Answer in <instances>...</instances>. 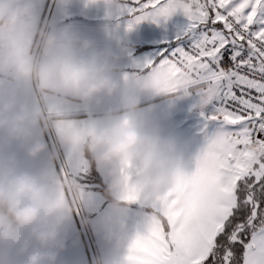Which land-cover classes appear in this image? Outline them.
<instances>
[{"label":"crops","instance_id":"0c3cea01","mask_svg":"<svg viewBox=\"0 0 264 264\" xmlns=\"http://www.w3.org/2000/svg\"><path fill=\"white\" fill-rule=\"evenodd\" d=\"M2 5L20 11L14 28L0 27V185L13 171L34 176L47 173L44 183L68 216L60 229L63 247L54 249L51 264H158L151 252L130 260L133 243L173 213L189 205L198 212L207 203L197 200L203 185L201 178L193 175L207 142L199 98L188 94L195 98L193 102L181 93L186 90L177 85L176 76H171L167 67L146 62L158 58L155 40L166 36L161 33V21L153 23L149 18L137 23V17L147 13L142 3L136 7L132 0H0ZM44 24L45 37L54 36L57 43L47 49L43 43L38 51L36 45ZM84 40L91 41L92 46L83 48ZM144 54L147 58L141 62ZM105 60L120 91L112 97L100 95L82 101L73 91L75 82L93 63ZM65 63L73 65L67 74L63 71ZM22 64L49 69L50 83L55 87L45 88L38 76L22 75ZM151 74L168 77V91L140 93L137 109L127 112L122 106L124 92ZM110 113L114 120L132 123L141 133L156 130L162 140L174 145L171 153L159 152L152 157L168 161L167 171L177 177L174 184L150 191L146 181L152 175L150 166L138 150L136 160L120 169L126 181L122 193H111L110 198L95 187L94 173L110 184L111 166L99 165L95 160L93 168L84 146L62 141L58 125L91 127L106 121ZM21 116L27 117L23 123L18 121ZM167 119L174 122L167 125ZM189 122L194 126L190 130ZM16 128L24 131L15 132ZM207 134L210 137L213 133ZM37 143L44 147L32 156L29 151ZM137 181H144V187L138 189ZM121 194L126 207L117 209L113 199ZM118 215L124 219L126 237L117 248L106 239L103 221ZM32 227L23 229L25 239ZM32 245L38 247L34 240ZM4 259L15 264L16 248L0 242V260Z\"/></svg>","mask_w":264,"mask_h":264},{"label":"snow or ice","instance_id":"6c2138e0","mask_svg":"<svg viewBox=\"0 0 264 264\" xmlns=\"http://www.w3.org/2000/svg\"><path fill=\"white\" fill-rule=\"evenodd\" d=\"M132 2L147 13L137 23L178 11L187 19L178 43L146 62L169 68L199 98L207 142L193 175L207 203L139 236L129 259L151 252L158 264H264V0Z\"/></svg>","mask_w":264,"mask_h":264},{"label":"clouds","instance_id":"9594fccd","mask_svg":"<svg viewBox=\"0 0 264 264\" xmlns=\"http://www.w3.org/2000/svg\"><path fill=\"white\" fill-rule=\"evenodd\" d=\"M19 9L9 10L8 5L0 6V27L14 28ZM54 36L48 35L44 39L45 48L55 46ZM83 48L92 46L91 41H82ZM73 70V65L65 63L64 73ZM19 71L24 76H38L45 88H54L50 83L52 73L49 69L37 70L35 67L22 64ZM112 69L107 60L93 63L86 71L79 75L73 91L82 101H90L100 95L112 97L120 91V84L111 75ZM169 78L161 74H151L147 79L133 83L124 92L122 106L127 112L137 109L140 93L162 94L169 89ZM26 116L18 118L20 123ZM62 129L61 139L72 145H82L99 165L111 166V182L108 186L110 193H122L126 181L120 174V169L132 164L138 150L144 154V162L150 166L151 178H146L150 191H160L169 184L176 182V175L167 171L166 159L153 160V155L159 152L171 153L174 145L170 141L162 140L156 130L141 133L132 123L117 121L111 113L106 121L91 127H71L67 123L58 125ZM15 132H23L16 128ZM44 145L37 143L29 151L35 156ZM47 173L40 176L28 172H11L6 183L0 185V242H5L16 248L15 264H51L55 260L54 249L63 247L60 229L67 222L68 216L60 200L44 183ZM144 181H137L138 189L144 187ZM124 195L115 196L113 205L117 209L126 207L123 203ZM32 227L29 238L23 237V229ZM106 239L119 247L126 237V225L122 215L108 217L103 221ZM38 244L33 247L32 241ZM0 264H9L7 259L0 260Z\"/></svg>","mask_w":264,"mask_h":264},{"label":"rangeland","instance_id":"374dc122","mask_svg":"<svg viewBox=\"0 0 264 264\" xmlns=\"http://www.w3.org/2000/svg\"><path fill=\"white\" fill-rule=\"evenodd\" d=\"M142 8L143 7H141V9ZM186 24H187L186 17L182 14V12H179V11L175 15L170 17L167 21H163V20L161 21V25H162L161 27L164 28V30L163 29L161 30L162 31L161 33L163 34V32H165L166 36L161 38L162 40H160V39L155 40L156 41L155 45H156V47H158L157 48L158 53L165 48H169L170 45H172L173 43H175L177 41V39H176L177 35L182 31V29L186 26ZM42 27L43 28H42V30H40L39 40H38L37 45H36L38 51L42 48L43 43H44V39H45V35L42 36L44 29L46 31L45 24ZM160 41H163L164 45L159 44V43H161ZM145 58H147V54H144L143 57H141V62H143L142 60L143 59L145 60ZM36 59H37V57H36ZM171 76L174 77L176 75L171 71ZM184 92L185 91H181V93H184ZM188 99L192 100L193 102L195 100V98L191 95H188ZM166 110H167V108H166ZM172 122H174V120L167 119V125H168V123H172ZM202 122H204V128H205L204 119H202ZM176 123L177 124L179 123L178 118L176 119ZM191 128H194V126L191 122H189L187 124V129L190 130ZM206 131H210V132L214 133V131H215L214 124L208 123Z\"/></svg>","mask_w":264,"mask_h":264},{"label":"trees","instance_id":"16d2710c","mask_svg":"<svg viewBox=\"0 0 264 264\" xmlns=\"http://www.w3.org/2000/svg\"><path fill=\"white\" fill-rule=\"evenodd\" d=\"M86 154H87V157H88V159H89L91 165H92L93 168H94V166H95V158H94L93 154H92V153H89L87 150H86ZM94 171H95V169H94ZM93 175H94V176H93V179H94V180L96 181V183H97V185H96L95 187L99 188L102 192H104L107 196H109V197L111 198L112 195H111V193L108 191V186H109V184H108L106 181H104L100 175H98V174H96V173H94ZM88 177H89V179H91V178H90L91 176H88Z\"/></svg>","mask_w":264,"mask_h":264},{"label":"built area","instance_id":"2783aa9c","mask_svg":"<svg viewBox=\"0 0 264 264\" xmlns=\"http://www.w3.org/2000/svg\"><path fill=\"white\" fill-rule=\"evenodd\" d=\"M45 32H46V31H45V29H44L42 36L45 35ZM176 44H177V43H176ZM191 94L196 95L195 93H191Z\"/></svg>","mask_w":264,"mask_h":264}]
</instances>
